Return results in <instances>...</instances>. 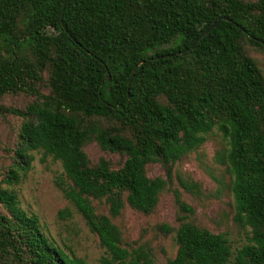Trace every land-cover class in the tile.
<instances>
[{
	"label": "trees",
	"instance_id": "obj_1",
	"mask_svg": "<svg viewBox=\"0 0 264 264\" xmlns=\"http://www.w3.org/2000/svg\"><path fill=\"white\" fill-rule=\"evenodd\" d=\"M249 50L264 51V0H0V116L23 119L3 183H18L29 153L42 152L61 164L58 187L98 237L101 264H155L149 245L125 246L114 220L126 204L152 215L169 181L150 179L147 165L170 177L217 130L249 243L233 254L224 234L188 222L193 209L176 190L180 226L159 227L178 246L167 264H264V77ZM7 95L32 101L9 107ZM91 143L124 164H92ZM0 203V264H89L57 246L14 192L1 189Z\"/></svg>",
	"mask_w": 264,
	"mask_h": 264
},
{
	"label": "rangeland",
	"instance_id": "obj_2",
	"mask_svg": "<svg viewBox=\"0 0 264 264\" xmlns=\"http://www.w3.org/2000/svg\"><path fill=\"white\" fill-rule=\"evenodd\" d=\"M249 53L264 77V51L249 50ZM1 101L5 106L24 109L32 98L7 95ZM22 122L23 119L17 116H0V190L14 192L19 201L18 208L28 216L37 217L42 231L67 254L84 259L89 264H101L106 254L98 237L89 230L58 187V184L67 183L59 162L51 157L45 158L42 152H30V168L20 171L19 182L11 185L3 183L7 170L15 163ZM227 148L222 135L214 130L199 149L173 165L170 177L163 165H147L146 172L150 179L162 177L168 179L169 185L152 215L135 211L126 204L122 214L114 220L122 231L125 246L149 245L155 264H167L175 258L178 249L175 233L165 234L159 227L162 224L174 229L180 226L179 217L183 213L176 202V190L180 192L182 201L193 209V213L187 215L188 222L214 234H224L233 254L247 245L251 231L234 220L232 177L217 159L218 153L225 152ZM85 151L92 164L104 158L114 169L120 168L126 160L124 155L104 152L95 143L87 145ZM19 161L21 167L26 168L27 160ZM183 183L197 184L199 187L189 191ZM63 211L67 215H62ZM0 212L8 213L1 203ZM99 212L107 214L108 209L102 206Z\"/></svg>",
	"mask_w": 264,
	"mask_h": 264
},
{
	"label": "water",
	"instance_id": "obj_3",
	"mask_svg": "<svg viewBox=\"0 0 264 264\" xmlns=\"http://www.w3.org/2000/svg\"><path fill=\"white\" fill-rule=\"evenodd\" d=\"M225 20H227L226 18H224ZM217 24H218V21L217 22H215V23H213L212 25H211V27L208 29V30H206L198 39H197V41L191 46V48H194L200 41H201V39L204 37V36H206V35H208L212 30H214L215 28H216V26H217ZM186 52V51H185ZM181 54V53H180ZM160 58H166V56L165 57H154V58H150V60H158V59H160ZM139 67V66H138ZM138 67L136 68V70L138 69Z\"/></svg>",
	"mask_w": 264,
	"mask_h": 264
}]
</instances>
